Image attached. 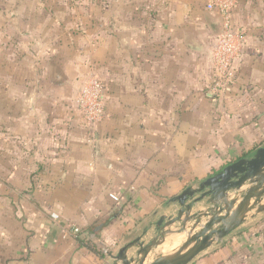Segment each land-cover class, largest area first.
<instances>
[{"label":"crops","instance_id":"1","mask_svg":"<svg viewBox=\"0 0 264 264\" xmlns=\"http://www.w3.org/2000/svg\"><path fill=\"white\" fill-rule=\"evenodd\" d=\"M168 1L162 14L142 18V27L141 18L131 16L137 26L128 29L130 17L119 14L123 9L109 19L116 30L104 32V82L97 78L105 86L102 123L83 122L77 96L66 109L59 104L70 82L50 78L49 97L43 80H37L33 104L28 89L9 96L5 123L15 136L12 146L80 147L52 167L69 173L81 168L70 176L83 184L78 196L84 201L61 207L57 202L50 210L21 207L20 221L5 224L0 235V264H112L122 246L162 215L177 212L171 198L264 143V0H241L233 12L246 45L236 63L237 82L227 94L216 87L209 60L222 30L219 16L197 9L193 0ZM78 66L83 87L91 70ZM59 175L63 181L68 176ZM154 236L151 228L146 238ZM186 238L187 233L180 235L167 254ZM191 264H264V210L251 212L238 230Z\"/></svg>","mask_w":264,"mask_h":264},{"label":"rangeland","instance_id":"2","mask_svg":"<svg viewBox=\"0 0 264 264\" xmlns=\"http://www.w3.org/2000/svg\"><path fill=\"white\" fill-rule=\"evenodd\" d=\"M193 1L199 6L197 9L207 11L205 0ZM116 2L0 0V235L5 224L20 221L19 209L23 206H43L50 210L57 202L60 206L70 201L77 204L84 201L78 196V190L83 192L80 188L83 184L71 181L73 174H81V168L76 167L69 173L67 168L52 167L56 159L67 158L72 149L80 147L12 146L15 136L7 133L5 123L6 108L10 107L7 100L9 96H19L28 89L29 102L33 104L35 90L40 88L36 89L37 80H43L45 94L50 97L52 92L47 89H51L49 79L53 78L58 83L70 82L68 92L63 93L62 99L59 98L63 109L70 107V101L79 94L85 82L76 75L81 68L78 65L84 63L91 70L89 76L104 82V32L116 30L109 21L111 16H116L123 9L119 14L130 17L126 24L128 29L136 25L131 16L141 18L139 25L142 27L145 24L142 18L162 14L164 5L169 1ZM56 65H60L63 73ZM72 74L76 76L70 77ZM21 80L28 83L27 88ZM71 81L74 84L70 85ZM90 139L93 141V135ZM64 172L68 176L63 181L59 174ZM75 192L79 193L74 196ZM160 253V249H156L151 259Z\"/></svg>","mask_w":264,"mask_h":264},{"label":"water","instance_id":"3","mask_svg":"<svg viewBox=\"0 0 264 264\" xmlns=\"http://www.w3.org/2000/svg\"><path fill=\"white\" fill-rule=\"evenodd\" d=\"M263 200L264 143L171 198L170 203L178 206L177 212L162 215L149 229L122 246L111 256L112 264H145L156 249L161 253L150 264H191L216 240L238 230L251 212L261 213ZM201 207L205 210L193 213L194 209ZM151 228H155V236L148 239L146 236ZM183 233H187V238L177 250L169 255L163 254L161 249L167 241ZM131 250L135 253L129 255Z\"/></svg>","mask_w":264,"mask_h":264},{"label":"built area","instance_id":"4","mask_svg":"<svg viewBox=\"0 0 264 264\" xmlns=\"http://www.w3.org/2000/svg\"><path fill=\"white\" fill-rule=\"evenodd\" d=\"M240 0H205L206 9L216 13L222 24L221 33L216 37L210 53V67L215 75L217 88L229 91L237 82L236 63L242 58L246 41L244 33L236 29L233 22V12ZM104 83L90 76L81 88L76 98V108L83 122L93 127L104 121L106 107L104 102ZM110 198L119 202V198L110 194ZM57 219V216H54ZM74 234H80L79 228L73 229ZM105 256L110 257L109 249H104Z\"/></svg>","mask_w":264,"mask_h":264},{"label":"bare ground","instance_id":"5","mask_svg":"<svg viewBox=\"0 0 264 264\" xmlns=\"http://www.w3.org/2000/svg\"><path fill=\"white\" fill-rule=\"evenodd\" d=\"M179 243H180V236L170 238L167 241V243L162 247V249H161L162 253L165 254V255H169V254H167L168 251L173 249V247L175 245H178ZM172 253H174V252H172ZM172 253H170V254H172Z\"/></svg>","mask_w":264,"mask_h":264}]
</instances>
